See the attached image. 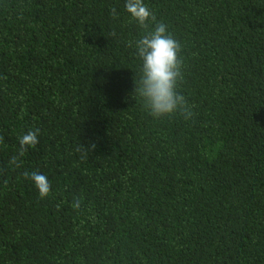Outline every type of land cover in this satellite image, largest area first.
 Returning <instances> with one entry per match:
<instances>
[{
	"label": "trees",
	"instance_id": "obj_1",
	"mask_svg": "<svg viewBox=\"0 0 264 264\" xmlns=\"http://www.w3.org/2000/svg\"><path fill=\"white\" fill-rule=\"evenodd\" d=\"M144 2L190 120L134 93L125 0H0V264H264V0Z\"/></svg>",
	"mask_w": 264,
	"mask_h": 264
},
{
	"label": "clouds",
	"instance_id": "obj_2",
	"mask_svg": "<svg viewBox=\"0 0 264 264\" xmlns=\"http://www.w3.org/2000/svg\"><path fill=\"white\" fill-rule=\"evenodd\" d=\"M124 7L130 21L135 22L142 30V35L135 41H130L129 47L135 48L136 56L141 62L139 77L134 81V93L144 111L157 120L170 117L192 119L195 116L194 106L188 103L181 91L184 61L180 42L164 22L157 20L144 0H125ZM111 15L113 18L118 16L115 8L111 9ZM38 136L39 129L21 135L18 155L13 156L9 163L16 168L21 167L20 158L29 148H34L39 143ZM2 140L0 137V141ZM81 148L84 155H87L94 145H81ZM23 176L33 182L41 199L50 195L51 183L46 175L25 171ZM76 207H79L78 200Z\"/></svg>",
	"mask_w": 264,
	"mask_h": 264
}]
</instances>
